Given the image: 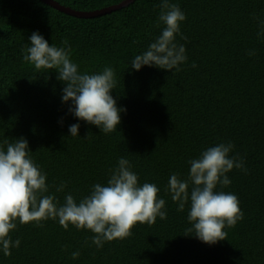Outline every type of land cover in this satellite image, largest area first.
<instances>
[{
	"label": "trees",
	"instance_id": "trees-1",
	"mask_svg": "<svg viewBox=\"0 0 264 264\" xmlns=\"http://www.w3.org/2000/svg\"><path fill=\"white\" fill-rule=\"evenodd\" d=\"M55 1L93 11L123 0ZM169 2L186 16L180 32L187 39L176 35L188 58L179 71L131 68L161 34V0H134L89 18L42 0H0V141L28 140L31 158L47 173L48 194L60 204L67 194L78 201L94 184L106 185L124 157L141 185L160 188L167 212L166 219L137 223L130 237L102 248L92 243L90 230L71 224L66 230L58 220L42 226L17 222L10 235L20 246L10 256L0 251V264H264V0ZM37 31L49 44L70 46L81 73L115 70L111 94L126 109L117 130L103 133L69 113L71 101L62 102L65 84L58 73L37 71L24 61L28 37ZM76 123L79 135L71 136L69 126ZM227 142L247 171L234 168L227 173L231 184L217 191L237 195L244 217L224 229L227 239L209 245L184 235L191 227L189 205L177 211L165 188L173 173L188 177L191 159ZM61 182L66 187L57 192ZM74 251L80 252L76 259Z\"/></svg>",
	"mask_w": 264,
	"mask_h": 264
},
{
	"label": "clouds",
	"instance_id": "clouds-1",
	"mask_svg": "<svg viewBox=\"0 0 264 264\" xmlns=\"http://www.w3.org/2000/svg\"><path fill=\"white\" fill-rule=\"evenodd\" d=\"M158 22L164 25L161 34L150 43L147 50L136 55L131 68L140 70L143 66L179 71L187 61L186 49L176 42V35L187 39L180 32V25L186 19L184 12L175 3L161 0ZM30 47L25 50L24 61L34 65L37 71L48 73L55 70L56 79L62 81V102L71 105L68 112L79 120L96 125L103 133L117 130L122 111L112 96L117 80L115 70L106 66L98 73H81L78 65L70 59L71 48L57 47L37 31L30 37ZM67 45V40L62 42ZM249 55H255L250 51ZM192 67H196L193 63ZM46 79L48 77H45ZM63 118L61 119V123ZM78 123L69 126L71 136L79 135ZM6 146V148H5ZM235 145L232 142L208 147L198 158L189 161L188 177L182 179L173 173L165 188L177 211L182 212L189 205L187 219L191 227L184 232L209 245L227 239L226 227H235L243 219L237 195L217 191V187L231 184L227 173L234 168L247 171L243 158L232 156ZM29 142L23 136L9 142L0 141V251L11 255V248L20 246L13 241L11 233L19 224L34 223L42 226L43 221L58 220L68 229H87L94 233L92 243L102 248L105 242L123 240L132 235V229L140 224H155L157 217L167 218L166 201L160 197V188L154 184L139 183L138 174L132 170L129 160L121 157L117 166L111 169L106 185L96 183L90 194L77 201L67 194L60 204L54 194L49 193L47 173L43 172L30 156ZM65 183L56 188L62 192ZM73 259L79 251L71 253Z\"/></svg>",
	"mask_w": 264,
	"mask_h": 264
},
{
	"label": "water",
	"instance_id": "water-1",
	"mask_svg": "<svg viewBox=\"0 0 264 264\" xmlns=\"http://www.w3.org/2000/svg\"><path fill=\"white\" fill-rule=\"evenodd\" d=\"M42 1L53 6V7H55V8H57L58 10L66 12L68 14L78 16V17L89 18V17L103 15V14H106V13L111 12L113 10L120 9L124 6H127L129 3H131L134 0H123L122 2H120L118 4H114V5H111V6H108L105 8H101V9H97V10H93V11L75 10V9L70 8V7L62 5L55 0H42Z\"/></svg>",
	"mask_w": 264,
	"mask_h": 264
}]
</instances>
